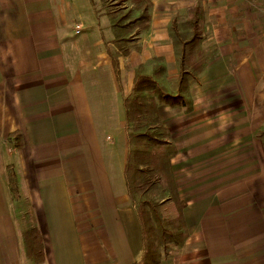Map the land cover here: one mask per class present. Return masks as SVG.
<instances>
[{
	"label": "crops",
	"instance_id": "1",
	"mask_svg": "<svg viewBox=\"0 0 264 264\" xmlns=\"http://www.w3.org/2000/svg\"><path fill=\"white\" fill-rule=\"evenodd\" d=\"M140 51L108 52V18L90 0H0V264H33L8 173L35 210L44 264H136L141 225L127 194L123 99L135 69L165 60L169 23L206 12L209 57L190 111L162 105L189 238L165 264H264V0H151ZM81 33L77 34V27ZM151 69V68H150ZM173 76L166 84L164 80ZM22 135L17 148L9 137ZM23 245V246H21Z\"/></svg>",
	"mask_w": 264,
	"mask_h": 264
},
{
	"label": "trees",
	"instance_id": "2",
	"mask_svg": "<svg viewBox=\"0 0 264 264\" xmlns=\"http://www.w3.org/2000/svg\"><path fill=\"white\" fill-rule=\"evenodd\" d=\"M90 3L99 19L108 18L113 30V40L107 46L121 86L118 56L129 57L133 51L141 50L138 43L150 30L153 2L90 0ZM205 19L206 12L199 2L189 9L184 22L174 19L168 25L178 66L173 84L163 83L168 73L165 60L154 57L151 69L147 64L137 66L132 89L123 99L127 126L124 174L143 242V256L136 264H165L171 251L183 248L189 238L184 215L186 203L180 195L172 163L178 149L171 143V133L162 122L159 108L162 105H184L187 111L192 108L190 91L199 84L209 59L203 47ZM256 136L264 145V126ZM9 141L17 148L23 145L20 133L12 134ZM8 180L19 214L26 257L33 264H44V241L35 210L19 187L14 170L9 171Z\"/></svg>",
	"mask_w": 264,
	"mask_h": 264
},
{
	"label": "rangeland",
	"instance_id": "3",
	"mask_svg": "<svg viewBox=\"0 0 264 264\" xmlns=\"http://www.w3.org/2000/svg\"><path fill=\"white\" fill-rule=\"evenodd\" d=\"M103 20H106V18L104 17ZM105 30H106V32H105V37H106V38H108V37H112V29H110V28H106ZM152 64H153V61H147V65H148L149 69L152 67ZM173 80H174V77H173V76H169V77H167V78L164 80V82H165L166 84H170ZM21 246H23V245H21ZM23 248H24V246H23ZM17 264H18V263H17ZM20 264H21V263H20Z\"/></svg>",
	"mask_w": 264,
	"mask_h": 264
},
{
	"label": "built area",
	"instance_id": "4",
	"mask_svg": "<svg viewBox=\"0 0 264 264\" xmlns=\"http://www.w3.org/2000/svg\"><path fill=\"white\" fill-rule=\"evenodd\" d=\"M76 33L77 34H80L81 33V28L78 26L77 29H76Z\"/></svg>",
	"mask_w": 264,
	"mask_h": 264
}]
</instances>
